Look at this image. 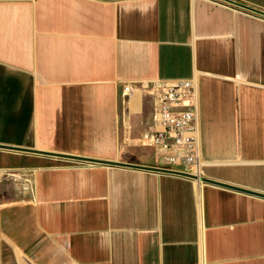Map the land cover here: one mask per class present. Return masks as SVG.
<instances>
[{
  "label": "crops",
  "instance_id": "crops-1",
  "mask_svg": "<svg viewBox=\"0 0 264 264\" xmlns=\"http://www.w3.org/2000/svg\"><path fill=\"white\" fill-rule=\"evenodd\" d=\"M264 11V0H236ZM196 77L201 174L264 192V15L226 0H0V264H264V197L176 173L141 143Z\"/></svg>",
  "mask_w": 264,
  "mask_h": 264
},
{
  "label": "built area",
  "instance_id": "built-area-1",
  "mask_svg": "<svg viewBox=\"0 0 264 264\" xmlns=\"http://www.w3.org/2000/svg\"><path fill=\"white\" fill-rule=\"evenodd\" d=\"M220 1V0H216ZM136 93L154 100L151 120L141 143L153 148L161 168L201 178L200 88L196 77L127 82L121 97L128 104Z\"/></svg>",
  "mask_w": 264,
  "mask_h": 264
},
{
  "label": "water",
  "instance_id": "water-1",
  "mask_svg": "<svg viewBox=\"0 0 264 264\" xmlns=\"http://www.w3.org/2000/svg\"><path fill=\"white\" fill-rule=\"evenodd\" d=\"M226 1L264 15V11L259 10L257 8H254V7H251V6H248L242 2H239L236 0H226ZM8 147H10V149H14V150L30 151V152H35V153H39V154H47V155H52V156H58V157H63V158H68V159L79 160V161L98 162V163H104V164L122 165V166H127V167L145 168V169H151V170H156V171H160V172L176 173V174H180V175H184V176H188V177H192V178H197L196 175H193V174H190L187 172L178 171V170H167V169L161 168L159 166H149V165L137 164V163H132V162L105 160V159L93 158V157H88V156H81V155H75V154H65V153H56V152H49V151L38 150V149L21 148V147H16V146H8ZM201 179L203 181L211 182V183L218 184V185L229 186V187H233V188L240 189V190L243 189V190L248 191L250 193L264 197V192L245 189V188H242L240 186H235V185L229 184L227 182L215 180V179L204 177V176H202Z\"/></svg>",
  "mask_w": 264,
  "mask_h": 264
}]
</instances>
